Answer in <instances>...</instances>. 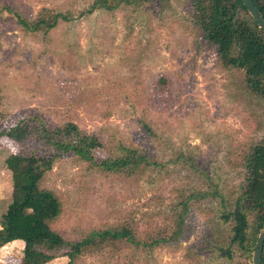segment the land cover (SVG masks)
<instances>
[{"label":"rangeland","instance_id":"374dc122","mask_svg":"<svg viewBox=\"0 0 264 264\" xmlns=\"http://www.w3.org/2000/svg\"><path fill=\"white\" fill-rule=\"evenodd\" d=\"M93 1L0 0V171L18 148L4 132L29 114L95 134L102 143L98 158L129 145L157 163L127 175L101 171L74 154L54 159L39 187L59 199L50 227L69 241L123 223L137 236L155 233L181 197L208 188V177L231 209L243 180V149L264 140V100L246 90L242 71L218 65L187 0L87 12ZM5 7L27 19L42 7L69 19L44 33L25 31ZM9 187L11 193V178ZM10 193L0 201L1 213ZM218 209L215 199L191 202L187 234L175 247L104 241L88 244L71 264H252V251L236 247L230 260L215 257L213 245L228 238ZM7 242L0 234V245ZM64 252L44 264H65ZM0 264L17 258L2 251Z\"/></svg>","mask_w":264,"mask_h":264},{"label":"trees","instance_id":"16d2710c","mask_svg":"<svg viewBox=\"0 0 264 264\" xmlns=\"http://www.w3.org/2000/svg\"><path fill=\"white\" fill-rule=\"evenodd\" d=\"M148 0H94L87 12L94 9L112 11L121 5L139 6ZM191 18L201 39L213 47L217 63L224 69L242 71L246 90L264 100V33L249 16L240 0H187ZM264 19V0H251ZM12 12L16 22L25 31L47 32L58 20L67 21L68 16L60 12L40 8L36 16L27 19ZM4 135L13 140L18 148L9 153L4 164L10 171L12 190L10 201L0 215V234L5 241L14 239L23 243L19 264H44L65 249L64 256L71 264L88 244L119 242L136 248L158 246L175 247L187 234L189 204L215 199L223 224H228L223 245L216 243V258L230 260L236 247L250 255L258 232L264 224V140L247 146L241 154L243 180L240 192L235 194L231 209L228 199L219 189L217 181L207 178L208 188L192 191L181 197L179 209L166 224L157 227V232L137 236L128 224H120L98 230H90L77 240H67L50 227V222L60 213L57 196L48 189L39 187L43 173L59 156L74 154L105 172L136 174L157 163L150 155L129 145H119V153L98 158L95 151L101 141L95 134L87 133L75 123L47 124L35 115H26L20 123H14ZM193 167L190 159L182 157ZM189 232V231H188ZM221 243V242H220ZM264 241L260 263L264 264ZM206 264V263H205Z\"/></svg>","mask_w":264,"mask_h":264},{"label":"water","instance_id":"95a60500","mask_svg":"<svg viewBox=\"0 0 264 264\" xmlns=\"http://www.w3.org/2000/svg\"><path fill=\"white\" fill-rule=\"evenodd\" d=\"M242 5L245 7L247 13L249 16L254 20L257 27L262 30L264 33V19L259 14L258 10L255 8V6L252 4L251 0H240ZM264 241V224L260 231L258 232L257 238L255 240L253 249H252V264H261L260 263V253L262 244Z\"/></svg>","mask_w":264,"mask_h":264},{"label":"crops","instance_id":"0c3cea01","mask_svg":"<svg viewBox=\"0 0 264 264\" xmlns=\"http://www.w3.org/2000/svg\"><path fill=\"white\" fill-rule=\"evenodd\" d=\"M9 178H11L10 171L4 165V169H2V171H0V201H2V198L5 197V194H7V196H9V193H10ZM2 183L5 184V187H3V185H1ZM2 213L0 212V215ZM22 246H23V243L21 240L14 239V240H11V241L5 243L4 245H0V252L5 251V250L10 252V253L12 252L17 258V264H19ZM17 247H18V249H17ZM17 251H19L18 255L16 254Z\"/></svg>","mask_w":264,"mask_h":264}]
</instances>
